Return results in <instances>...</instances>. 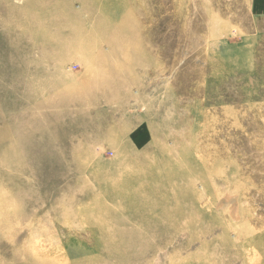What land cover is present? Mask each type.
<instances>
[{
    "label": "rangeland",
    "instance_id": "1",
    "mask_svg": "<svg viewBox=\"0 0 264 264\" xmlns=\"http://www.w3.org/2000/svg\"><path fill=\"white\" fill-rule=\"evenodd\" d=\"M0 264H264V0H0Z\"/></svg>",
    "mask_w": 264,
    "mask_h": 264
}]
</instances>
